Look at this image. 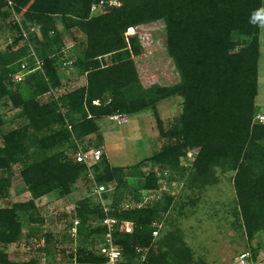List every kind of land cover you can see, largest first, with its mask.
<instances>
[{
    "label": "trees",
    "instance_id": "trees-1",
    "mask_svg": "<svg viewBox=\"0 0 264 264\" xmlns=\"http://www.w3.org/2000/svg\"><path fill=\"white\" fill-rule=\"evenodd\" d=\"M100 1L0 0V25L9 19L20 30L21 23H32L41 34V38L35 33L29 37L35 48L27 41L15 49L25 39L21 34L0 50V99H8L18 109L19 119L16 126L0 133V198L9 193L16 164L21 165L20 177L32 196L27 202L0 207V243L18 239L22 229L19 211H30L36 200L54 191L60 196L70 194L73 184L91 179L87 165L77 162L62 146L76 150L80 143L89 149L94 146L97 119L134 114L174 95L183 98L179 126L161 132L177 140L165 143L152 155V165L176 167L189 149L196 153L195 180L202 185L213 181L216 166L234 170L246 234L251 240L263 232L264 123L256 118L260 113L256 97L264 17L255 13L263 8L264 0H116L118 4L103 0L104 11L93 14V4ZM158 20L165 23L166 49L181 79L170 86L143 88L134 61L143 47L128 30ZM59 23L65 32L73 34L77 29L83 35L82 49L76 54L65 49ZM35 50L40 56L39 68L36 62H27L36 69L15 82L13 75L20 70L22 59L34 56ZM68 61L74 67L71 75L85 74L86 84L57 95L55 89L62 86L60 69ZM4 123L0 115V127ZM54 149L58 151L52 152ZM91 170L98 184L109 185L102 196L111 198V204L97 209L85 200L76 215L82 222L95 212L100 218L132 221L131 233H114L128 264L138 263L137 246L148 248L147 264H205L194 262L190 250L178 248L170 234L160 239L153 235L167 206H161L159 200L149 206H130V201L155 192L159 178L154 172L144 174L135 165L127 173L123 166H111L104 153ZM130 177H139L138 182L145 178L141 186H134L132 196L119 190ZM112 186L116 190L110 193ZM105 230L101 225L95 230L89 226L79 235L83 243H94L95 232L102 235ZM259 250V246H251L254 259ZM78 259L90 264L106 260L94 250L81 253ZM0 264L16 263L0 250Z\"/></svg>",
    "mask_w": 264,
    "mask_h": 264
},
{
    "label": "rangeland",
    "instance_id": "rangeland-1",
    "mask_svg": "<svg viewBox=\"0 0 264 264\" xmlns=\"http://www.w3.org/2000/svg\"><path fill=\"white\" fill-rule=\"evenodd\" d=\"M109 4H118V2L110 0ZM262 9H264V1ZM103 11V6L92 10L93 14ZM12 14L15 20H18L14 11ZM11 22L8 19L0 25V50L13 43L15 37L21 34L24 36L25 33V39L15 45V49L27 44V41L35 48L29 37L35 33L41 38L39 26L32 23L25 26L21 23L20 31L11 25ZM58 27L63 31L65 49L71 54L80 51L82 49L80 42L83 40L81 32L77 29L73 34L65 32L61 23ZM129 32L138 37L143 47L142 52L134 56L143 88L155 85L170 86L180 82V72L166 49L167 34L163 20L138 25L128 30V34ZM35 52L34 56L24 57L22 61L28 63L40 61V56L36 50ZM73 68V64L68 61V65L60 69L62 86L55 89L57 95L86 84L85 74L71 75ZM258 72L256 103L260 107V112L264 114V20L260 31ZM182 100L181 96L174 95L159 101L155 107L151 106L134 114H124L127 117L125 122L112 120L109 116L97 119L98 130L92 135L94 147L102 148L111 166H123L124 171L129 173L137 165L144 174L154 172L159 180L161 178L164 180L161 185L158 180L160 187L155 190L157 196H151L152 193L145 191L146 195L148 194L147 198L130 201V206H149L154 200H159L161 206H167L162 212L158 234L155 236L158 239L170 234L174 237L176 246L187 247L192 260L198 263L240 264L238 256L245 250L251 251V246H259L258 257L264 256V231L251 240L246 234L237 203L234 170L216 166L212 169L211 178L214 182L202 185L195 180L196 153L189 149L176 167L164 168L162 165H152L151 156L160 152L165 143L172 139L177 140V137H170L161 131L176 126L177 118L183 108ZM17 112L18 109L12 108L8 99H0V115L5 120L0 127V133L18 124ZM177 125L179 126V123ZM62 149L73 157L74 149L69 145L62 146ZM54 151L58 149L52 152ZM20 169V164L14 166L9 193L0 198V207H8L15 202H27L32 198L20 177ZM90 178L73 184L70 194L60 196L54 191L36 200L35 207L30 211L18 212L17 218L22 224L18 239L8 244L0 243V250L8 255L10 261L16 264L30 261H35V264H90L80 262L79 255L84 252L89 253L91 250L97 252L101 236L96 231L94 243L88 240L83 243L79 233L87 230L89 226L91 229H97L100 216L95 212L89 215L86 222H82L76 215V210L85 200L97 209L102 208V204L109 206L112 200L105 196L101 200L95 187L98 182L94 180L91 169ZM138 179L139 177L128 178L126 185L119 190L130 196L134 195V186H141L145 181L144 177L140 182ZM115 190V186H112L108 192L113 193ZM169 200L170 203L167 205ZM123 206L128 207L127 204ZM170 257L175 259L171 255Z\"/></svg>",
    "mask_w": 264,
    "mask_h": 264
},
{
    "label": "built area",
    "instance_id": "built-area-1",
    "mask_svg": "<svg viewBox=\"0 0 264 264\" xmlns=\"http://www.w3.org/2000/svg\"><path fill=\"white\" fill-rule=\"evenodd\" d=\"M103 5V0L99 2V4L95 3L92 6V10H95ZM131 29V28H130ZM129 29V30H130ZM134 33V32H132ZM130 34V32H129ZM26 35V33H25ZM24 35V36H25ZM37 68L40 66V61L36 62ZM36 69V68H34ZM34 69L28 67L27 62L22 61L21 68L16 73H14L13 77L15 82L22 81L26 75L30 74ZM112 120H118L119 122H125L127 117L121 113H115L109 116ZM259 122L264 123V114L262 112L258 113L256 116ZM104 151L100 146H93L89 149H85L83 145L77 143V148L74 150L73 157L77 162L83 163L87 165L88 168L91 169L92 165L97 163ZM89 169V171H90ZM160 185L164 183V180L161 178L159 180ZM159 185V187H160ZM96 192L101 196V200L103 199L102 194L108 190V188L104 184H96ZM166 188V184L163 186ZM152 192H149V194ZM148 195V194H147ZM147 195L144 198H147ZM156 192H153L151 196H157ZM79 221H76L78 223ZM99 225L104 226L106 228L105 232L100 235V240L97 245V253L105 257V261L101 264H128V259L124 254L123 248L119 242L114 238V233L116 231L131 233L133 231V222L128 220H118L115 217L106 216L104 218H100ZM159 228V224L157 225ZM158 228L153 231V235L156 236L158 234ZM136 252L138 254V263L137 264H147V256H148V248L147 247H136ZM238 261L240 264H262L264 262V256H259L257 259L253 258L252 252L250 250H245L240 253L238 256Z\"/></svg>",
    "mask_w": 264,
    "mask_h": 264
},
{
    "label": "clouds",
    "instance_id": "clouds-1",
    "mask_svg": "<svg viewBox=\"0 0 264 264\" xmlns=\"http://www.w3.org/2000/svg\"><path fill=\"white\" fill-rule=\"evenodd\" d=\"M262 14H264V9H261L257 13H255V15H262Z\"/></svg>",
    "mask_w": 264,
    "mask_h": 264
},
{
    "label": "bare ground",
    "instance_id": "bare-ground-1",
    "mask_svg": "<svg viewBox=\"0 0 264 264\" xmlns=\"http://www.w3.org/2000/svg\"><path fill=\"white\" fill-rule=\"evenodd\" d=\"M132 29V28H131Z\"/></svg>",
    "mask_w": 264,
    "mask_h": 264
}]
</instances>
